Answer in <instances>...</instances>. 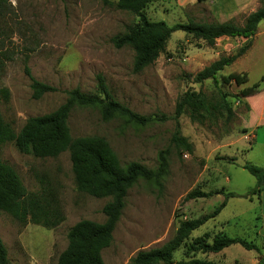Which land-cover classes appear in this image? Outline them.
I'll use <instances>...</instances> for the list:
<instances>
[{
    "label": "rangeland",
    "instance_id": "rangeland-1",
    "mask_svg": "<svg viewBox=\"0 0 264 264\" xmlns=\"http://www.w3.org/2000/svg\"><path fill=\"white\" fill-rule=\"evenodd\" d=\"M144 14L150 21H163L169 26L191 20L221 21L211 0H158L147 6ZM136 21L133 15L98 0H0V113L15 134L28 118L55 111L64 103L67 91L79 89L94 94L97 76L103 78L111 97L134 113L168 117L139 126L119 118L104 121L96 109L74 108L69 115L71 138H103L121 166L135 162L155 170L159 152L169 151L160 186L138 181L127 192L112 242L101 252L103 264H129L137 252L159 248L170 240L181 222L193 223L211 214L224 200L223 195L215 194L184 201L192 190L242 196L255 187V179L241 166L247 163L264 168L260 147L250 149V123L256 119L259 101H254L251 119L245 106L230 97L227 100L233 116L228 121L225 112L214 122L200 124L192 123L187 115L177 121L171 118L177 99L186 91L201 92L216 102L212 81L197 84L193 77L219 58L236 55L249 41L223 38L208 47L190 35L174 32L157 60L134 73L133 50L116 49L111 39ZM231 22L241 26L244 19ZM244 63L247 77L240 73L245 67L236 64L217 74L224 93L247 95L254 88L255 92L263 89L264 82L259 81L264 76V57ZM26 68L32 78L56 91L32 99ZM233 74L237 82H233ZM176 128L192 146L191 152L176 149L171 143ZM259 133L263 134L264 128ZM0 159L12 167L28 193L51 189L63 217L57 226L47 229L20 224L0 212V239L8 264H56L72 226L81 220L97 224L105 221L102 209L110 198L96 199L76 190L68 152L40 159L21 154L13 143H7L0 147ZM228 201L221 213L190 234L185 245L204 236L210 243L214 235L224 233L253 242L258 251L233 245L218 254L190 257L216 264H262L264 238L257 201L242 197ZM185 245L174 253L175 261L188 260Z\"/></svg>",
    "mask_w": 264,
    "mask_h": 264
},
{
    "label": "trees",
    "instance_id": "trees-1",
    "mask_svg": "<svg viewBox=\"0 0 264 264\" xmlns=\"http://www.w3.org/2000/svg\"><path fill=\"white\" fill-rule=\"evenodd\" d=\"M98 1L136 17L137 21L126 27L124 33L111 39L116 49L129 47L133 50L132 71L134 73L142 72L157 60L165 51L166 44L174 32L180 31L190 35L203 41L208 47H212L220 38L248 40V44L236 55L219 58L193 77V82L197 84L211 80L217 91V101L211 102L201 92L186 91L177 99L171 118L177 121L180 116L187 115L192 123L200 124L214 122L218 114L225 112L228 121L233 116L231 104L227 100L229 97L243 104L249 111L248 105L238 94L230 96L221 90L216 76L249 48L250 39L255 35L258 24L264 21V0L260 1V7L248 15L241 26L231 21L199 23L192 20L169 26L163 21H150L144 14L146 7L158 0H117L114 4L110 0ZM25 74L31 82L32 99L37 100L45 94L56 91L55 88L32 78L27 68ZM2 93L7 96L5 90ZM74 108L96 109L104 121L119 118L139 126L161 122L168 117L163 115L145 117L134 113L111 97L100 76H97L94 94L82 93L79 89L67 91L64 103L55 111L28 118L17 134L4 122L0 113V147L13 143L19 153L40 159L55 158L68 152L76 190L96 199L110 198L102 209L105 217L102 224L81 220L70 228L67 233V246L56 262V264H103L101 252L112 242L113 231L125 207L127 192L138 181L160 186L166 173L169 151L166 149L159 152L155 170H149L135 162L121 166L115 153L103 138H71L67 122ZM171 143L176 149L187 152L192 150V146L186 139L179 135L178 128L172 136ZM241 168L255 179L254 188L242 196L223 191L205 193L197 189L192 190L185 196L184 201L207 199L215 194L223 195L224 200L211 214L193 223L181 222L170 240L159 248L137 252L130 259L129 264H216L207 260L193 259L190 256L197 253L218 254L233 245H239L246 251H258V247L253 242L239 237H229L224 233L214 235L210 243L204 236L195 238L185 245L190 234L207 221L214 219L225 208L229 199L259 198L264 189V169L247 163ZM0 212L8 214L20 224L31 223L47 229L57 226L63 219L59 202L51 189L43 188L41 192L28 193L16 172L1 159ZM183 245H185L188 260L175 261L174 253ZM0 264H8L7 251L1 239Z\"/></svg>",
    "mask_w": 264,
    "mask_h": 264
},
{
    "label": "crops",
    "instance_id": "crops-1",
    "mask_svg": "<svg viewBox=\"0 0 264 264\" xmlns=\"http://www.w3.org/2000/svg\"><path fill=\"white\" fill-rule=\"evenodd\" d=\"M186 1L187 0H183V2ZM204 1H208V0H204ZM211 1L213 4V11L218 13L219 19H221V21H217V23H223L226 22L227 20L233 21L241 18L245 20V18L248 15L255 12L261 5L260 2L261 0H211ZM224 9L225 12L222 13ZM240 39L245 40L243 38ZM263 57H264V21H261L257 26V31L255 35L250 39V46L247 49V51L241 57L237 58L231 65L236 64L239 67L244 66L245 70H243V72L241 70L240 73L243 75V77H247L248 72H246L247 71L246 69L248 68L247 65L245 66L244 61H249V60L252 61L253 59L254 60L258 59V61H260L261 58ZM235 75L236 74H233V82H237ZM259 82L262 83L264 82V76L260 78ZM254 90L247 95H241V94L238 95L241 97V100L249 107V113L251 114L249 119L252 118L251 116L252 114H254L255 111L256 104L254 101L255 100L257 102L259 101L258 108L256 107V109L258 110L256 113V119H253V121H251L250 123L251 128L249 134L250 137L252 138L251 143H253V147L252 148L250 147V149L254 150L255 148H257V146H259L263 154L262 159H264V133L263 134L259 133V130L261 128H264V87L263 89L258 90L257 92H255ZM253 200H256L259 205L260 233L264 238V189L261 191L259 198H255V199L253 198ZM228 202L229 201H227L226 205L228 204Z\"/></svg>",
    "mask_w": 264,
    "mask_h": 264
}]
</instances>
